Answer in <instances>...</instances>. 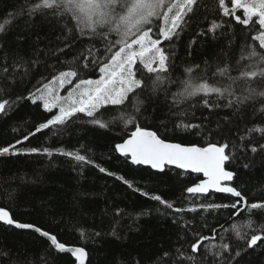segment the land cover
<instances>
[{
  "label": "snow or ice",
  "instance_id": "1",
  "mask_svg": "<svg viewBox=\"0 0 264 264\" xmlns=\"http://www.w3.org/2000/svg\"><path fill=\"white\" fill-rule=\"evenodd\" d=\"M214 2L215 7L207 0H20L0 18V38L18 20L43 18L55 20L61 28L58 53L77 42L84 46L70 61H62L63 66L53 75L31 87L28 77L35 60L19 63L16 74L9 72L5 62L0 117L8 116L22 101L51 115L34 124L22 138L0 146V158L33 154L51 157L50 148L20 146L45 130L62 135L71 123L83 117L93 128L123 132L112 144L111 152L127 163L155 174L179 170L181 177L197 175V180L182 189L180 197L169 201L97 164L83 146L74 151L56 150V154L77 165L96 167L156 202L154 211L171 219L177 229L175 243L153 257L150 264H243L249 250L264 245V224L258 225L254 219L255 214H264V189L259 199L250 197L234 183L239 173L231 167L236 162L245 170L257 163L264 166V0ZM196 20L203 24H197L188 42V56L201 37L205 38L201 42L223 39L226 44L212 60L183 66V78L175 79L177 65L172 45ZM234 25L242 26L244 31L239 43L234 40ZM3 47L0 43V49ZM233 48L238 52L234 62L228 58ZM90 73L98 76L89 78ZM173 86L175 91L171 90ZM66 88L67 95H61ZM190 101L194 103L181 107ZM201 109L204 111L197 116ZM223 110H227L224 117L209 127L213 124L212 114ZM253 116L257 118L251 119ZM149 119L159 121V127L149 126ZM169 124L171 131L199 136V141L175 142L161 132L163 129L167 133ZM7 196L14 199L12 193ZM150 211L137 213L135 219ZM224 212L227 220L246 219V223L233 222L224 229L229 233L227 240L219 236L215 225L207 223L208 214ZM195 214L202 224H194ZM123 215L119 207L113 209L114 218ZM0 224L36 233L45 242L35 252L0 248V264H52L54 254H70L72 264H90L84 246L68 245L49 230L20 222L4 206H0ZM202 228H208L209 234ZM101 235L79 229L81 240ZM108 235L114 240L124 239L115 227ZM233 235L242 244L234 245ZM112 264H144V257L128 252Z\"/></svg>",
  "mask_w": 264,
  "mask_h": 264
},
{
  "label": "trees",
  "instance_id": "2",
  "mask_svg": "<svg viewBox=\"0 0 264 264\" xmlns=\"http://www.w3.org/2000/svg\"><path fill=\"white\" fill-rule=\"evenodd\" d=\"M19 2L20 0H0V18H3L8 10L15 8ZM207 2L215 7L214 0ZM197 24L202 25L203 21L196 20L190 23L180 39L172 45L177 65L173 74L175 79L183 78V66L202 62L206 58L212 60L226 44L223 39L201 42L205 40L201 37L198 43L192 46V55L188 56L186 54L189 50L188 42L196 32ZM234 27V40L239 43L244 38V31L240 25ZM60 32L61 28L55 20L48 21L43 18L34 21L18 20L12 30L0 38V43L4 45L3 49H0V83H5L3 80L5 62L9 65V72L16 74L19 63L35 60L36 63L28 77L31 87L37 85L44 77L53 75L55 69L63 66L62 61H70L77 56L84 47L80 42L64 53H58V47L62 46L61 40L58 39ZM237 55V49L233 48L228 58L234 62ZM97 76L98 73L89 74V78ZM171 90L175 91V86ZM159 99L162 102L163 95ZM189 103L194 101L185 102L181 107L187 108ZM200 111L204 110H198L197 116L200 115ZM225 112L227 110L213 113L211 116L213 124L209 127L214 126L217 119L223 118ZM50 115L28 101H22L8 116L0 117V146L22 138L34 124L42 122ZM161 116L164 114L161 113ZM85 120L86 118L81 117L75 123H71L62 135H56L54 130H45L20 146L25 149L50 148L53 150L51 157L33 154L0 158V206L10 209L14 218L20 222L33 223L57 234L58 238L68 245L84 246L89 251L90 264H112L115 259L128 252L143 256L144 264H150L153 257L175 243L177 229L171 219L154 211L158 206L156 202L140 196L114 177L100 173L96 167L77 165L74 160L56 154V150L74 151L83 146L87 155L97 164L125 176L136 186L160 194L169 201L180 197L182 189L198 177L191 174L181 177L177 170L167 175L155 174L148 168L127 163L111 152L112 144L123 132L119 130L106 132L93 128L84 122ZM148 124L159 127V121L149 119ZM14 128L18 130L14 132ZM161 132L175 142L192 143L200 139L199 136L171 131V124L167 133H163V129ZM231 167L239 173L234 183L250 197L259 199L261 190L264 189V166L257 163L254 168L245 170L240 162H236ZM8 193H12L14 199L9 200ZM117 207L124 211L122 218L113 217V209ZM149 210H151L149 215L135 219L137 213ZM195 215L197 218L194 224H202L199 215ZM241 216L244 217L245 214ZM254 219L258 225L264 224V214L257 213ZM233 222L246 223V219L234 217L233 220H227V212L207 215L208 225H215L219 229V236H224L226 240L229 233L224 229ZM221 224L223 228H220ZM113 227L122 232L123 241L114 240L108 235ZM81 228L88 233L101 232L103 235L81 240L79 236ZM202 232L209 234V229L202 228ZM44 243L43 238L33 232L20 231L0 224V248L19 247L35 252L42 249ZM232 243L242 244L236 241L234 235ZM54 256L52 264H72L70 255ZM243 264H264V245L249 250V254L244 256Z\"/></svg>",
  "mask_w": 264,
  "mask_h": 264
},
{
  "label": "rangeland",
  "instance_id": "3",
  "mask_svg": "<svg viewBox=\"0 0 264 264\" xmlns=\"http://www.w3.org/2000/svg\"><path fill=\"white\" fill-rule=\"evenodd\" d=\"M71 86H68V88H70ZM68 88H66L65 90H62L61 91V95H67V90H68Z\"/></svg>",
  "mask_w": 264,
  "mask_h": 264
},
{
  "label": "water",
  "instance_id": "4",
  "mask_svg": "<svg viewBox=\"0 0 264 264\" xmlns=\"http://www.w3.org/2000/svg\"><path fill=\"white\" fill-rule=\"evenodd\" d=\"M177 171H179V170H177ZM191 175H195V176H197L196 174H191ZM10 227V226H9ZM20 231H27V230H20ZM30 232V231H29ZM36 234V233H35ZM38 235V234H37ZM39 236V235H38ZM62 255H70V254H62Z\"/></svg>",
  "mask_w": 264,
  "mask_h": 264
},
{
  "label": "bare ground",
  "instance_id": "5",
  "mask_svg": "<svg viewBox=\"0 0 264 264\" xmlns=\"http://www.w3.org/2000/svg\"><path fill=\"white\" fill-rule=\"evenodd\" d=\"M6 226V225H5ZM7 227H9V226H7ZM10 228H12V227H10ZM62 255V254H61Z\"/></svg>",
  "mask_w": 264,
  "mask_h": 264
}]
</instances>
